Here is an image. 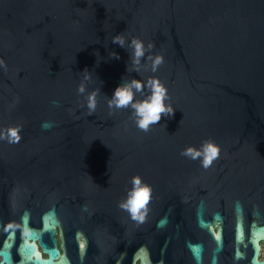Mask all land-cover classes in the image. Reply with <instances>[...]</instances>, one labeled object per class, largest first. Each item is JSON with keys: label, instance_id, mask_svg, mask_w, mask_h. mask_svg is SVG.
I'll list each match as a JSON object with an SVG mask.
<instances>
[{"label": "water", "instance_id": "1", "mask_svg": "<svg viewBox=\"0 0 264 264\" xmlns=\"http://www.w3.org/2000/svg\"><path fill=\"white\" fill-rule=\"evenodd\" d=\"M118 34L153 44L147 55L164 63L128 72ZM0 60V133L22 126L18 143L0 140V222L11 229L1 264H66L42 241L56 244L61 221L79 252L135 247L134 260L153 264L149 248L202 264L207 250L209 264H264V0H0ZM123 78H159L175 115L144 131L130 107L110 109ZM209 142L220 152L207 168L182 155ZM136 177L151 190L142 223L120 206Z\"/></svg>", "mask_w": 264, "mask_h": 264}, {"label": "clouds", "instance_id": "2", "mask_svg": "<svg viewBox=\"0 0 264 264\" xmlns=\"http://www.w3.org/2000/svg\"><path fill=\"white\" fill-rule=\"evenodd\" d=\"M112 43L119 45L121 48H125L126 45L132 51L130 53V59L132 68H127V71L140 72L142 62L150 60L152 72H156L161 64L164 63V56L157 54L155 56L147 55L148 51L154 47L149 43L147 46L145 42L140 38H132L129 42L123 35H116L112 38ZM112 58L119 59V54L112 53ZM4 61L0 60V67H3ZM84 82L79 86L78 92L84 94L87 90L85 82L91 80V72L87 69L84 70ZM99 89L89 93L86 97L87 108L89 115L93 114L97 108V96ZM143 99H140L137 94H144ZM170 99L168 89L161 82L159 78H150L147 81L143 79L125 80L116 87L108 100V107L110 109H124L131 108L136 117L137 127L141 130L148 131L151 125L159 124L163 117L170 115L174 116L175 111L171 104L167 103ZM83 107V105H82ZM45 129L50 128V124L43 125ZM22 126L12 127L8 129L7 133H0V140L7 139L9 143H18L21 139L20 132ZM220 148L214 143H206L202 150H195L192 148L187 149L182 155L190 156L193 159L203 156V166L209 167L213 160L218 157ZM136 186L135 191L131 193L130 198L126 203L120 206L128 210L132 214L134 220L144 222L145 214L141 213V209L145 207L150 197V188L148 186L141 187V179L136 177L133 181Z\"/></svg>", "mask_w": 264, "mask_h": 264}, {"label": "flooded vegetation", "instance_id": "3", "mask_svg": "<svg viewBox=\"0 0 264 264\" xmlns=\"http://www.w3.org/2000/svg\"><path fill=\"white\" fill-rule=\"evenodd\" d=\"M1 231H0V250L3 247V243L5 240H7L8 232L11 230L6 226V222L4 220H1L0 222ZM65 223L61 221V225L57 226V231L54 235V239L56 241V244L49 243V238L46 236L43 238V242L46 244H50L51 247L56 248L60 252V256L56 259L59 260L60 257L64 256L66 258L67 263L66 264H140V260H134L135 258V252L137 251V248L135 247H122V246H112V247H98L94 245H84V251L79 252L78 247L75 246L72 243V235L68 232L66 229ZM62 233H64V237L62 236ZM83 238H80L82 240ZM17 241H21L20 233L17 232ZM63 242H65L63 244ZM38 250L42 254L44 259H47L49 257V254L44 250V247L40 240L36 241ZM146 250L150 253L149 257L151 259V262L153 264H174L169 261L165 260H155L153 257L152 250L149 248H146ZM12 253V259L14 263H18L21 261V256L18 254L17 251V245H15L11 249ZM264 258V243L262 244V253L260 256V259ZM3 260V256H0V264ZM6 264V263H3ZM185 264V263H184ZM188 264H195L188 263ZM202 264H209L208 263V251L206 250L203 257V263Z\"/></svg>", "mask_w": 264, "mask_h": 264}]
</instances>
